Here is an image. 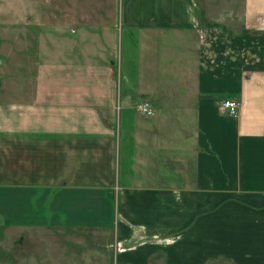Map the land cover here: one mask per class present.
<instances>
[{"label":"crops","instance_id":"crops-1","mask_svg":"<svg viewBox=\"0 0 264 264\" xmlns=\"http://www.w3.org/2000/svg\"><path fill=\"white\" fill-rule=\"evenodd\" d=\"M184 2L122 0L117 46L115 17L90 30L66 17L64 45L54 38L31 72L28 56L0 60L11 78L7 90L0 81L6 228L99 242L96 260L103 242H172L164 264H264V0H239V15L220 20ZM226 99L234 114L219 111ZM142 101L152 114L136 111ZM51 254L47 264L80 261Z\"/></svg>","mask_w":264,"mask_h":264},{"label":"rangeland","instance_id":"rangeland-1","mask_svg":"<svg viewBox=\"0 0 264 264\" xmlns=\"http://www.w3.org/2000/svg\"><path fill=\"white\" fill-rule=\"evenodd\" d=\"M121 2L122 0H49V2L47 0H0V36H5L7 40V45L3 48L0 47L1 64L15 68L22 64L23 56H28L29 63L25 64L23 72L31 70L33 60L35 62L43 61L45 52L52 48L54 43L57 46L64 45L60 37L68 34L69 26L64 25L65 22L63 23L66 17H68V20L66 19L68 25L69 23L83 25L89 30L94 28L97 23L99 24L101 20L109 21L115 17L119 25V28L114 31L115 45L117 46L120 37ZM239 9V0H185L184 2L185 13L191 14L196 10L201 16L209 13L214 17H219V20L222 13L230 14L231 12V16L239 15ZM41 20L42 22L39 23ZM48 20L56 22L60 26H54ZM236 22L234 25L230 23L232 28H240V23ZM221 24L227 25L223 21ZM228 26H230L229 23ZM24 29L29 36L27 41L30 44L29 46L25 45L23 53L21 48H17L16 41L18 39L16 37ZM36 42L39 43L35 45ZM42 50L46 51L42 53ZM65 53V48L57 49V54H53V57L59 59ZM23 72L21 74L14 73V75L16 74L14 82ZM10 79V76L0 73L3 88L6 89V84L11 83ZM6 90L4 92H7ZM2 220L3 217L0 214V264H47L46 259L53 252L55 256L67 255L77 261L80 260L79 264H119L115 256L127 257L131 251H134L136 255L150 254L151 264H164L161 262L162 254L159 248L161 245L172 244V242H103L104 251H108H105L102 259L97 258L96 260L93 258L91 250L92 248L98 250L99 242L97 244L95 242H64L63 240L48 242L50 239L48 236H42L40 239L38 235L32 236V231L24 232L23 227H20V233H18L20 230L6 228ZM99 252L103 254V250ZM171 252L174 254V249ZM209 264L231 263L214 261Z\"/></svg>","mask_w":264,"mask_h":264},{"label":"built area","instance_id":"built-area-1","mask_svg":"<svg viewBox=\"0 0 264 264\" xmlns=\"http://www.w3.org/2000/svg\"><path fill=\"white\" fill-rule=\"evenodd\" d=\"M218 109L220 112H224L226 114H234L237 109V103L233 100H221L218 103ZM136 111L142 115H150L152 114V109L149 104L145 101H142L136 105Z\"/></svg>","mask_w":264,"mask_h":264}]
</instances>
